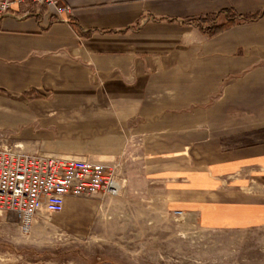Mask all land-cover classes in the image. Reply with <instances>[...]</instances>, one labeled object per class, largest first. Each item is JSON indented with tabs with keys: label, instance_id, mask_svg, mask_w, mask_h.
Instances as JSON below:
<instances>
[{
	"label": "crops",
	"instance_id": "obj_1",
	"mask_svg": "<svg viewBox=\"0 0 264 264\" xmlns=\"http://www.w3.org/2000/svg\"><path fill=\"white\" fill-rule=\"evenodd\" d=\"M62 1L60 19L37 4L0 18V133L95 160L139 137L173 208L264 225V0ZM91 205L62 212L84 232Z\"/></svg>",
	"mask_w": 264,
	"mask_h": 264
},
{
	"label": "rangeland",
	"instance_id": "obj_2",
	"mask_svg": "<svg viewBox=\"0 0 264 264\" xmlns=\"http://www.w3.org/2000/svg\"><path fill=\"white\" fill-rule=\"evenodd\" d=\"M139 139L120 157L102 158L112 172L88 199L84 232L63 212L40 216L28 229L15 214L0 215V264H264V225L207 228L173 208L168 183L146 175ZM251 184L255 192L259 184Z\"/></svg>",
	"mask_w": 264,
	"mask_h": 264
},
{
	"label": "built area",
	"instance_id": "obj_3",
	"mask_svg": "<svg viewBox=\"0 0 264 264\" xmlns=\"http://www.w3.org/2000/svg\"><path fill=\"white\" fill-rule=\"evenodd\" d=\"M47 5L61 18L62 0H0V18L15 6ZM112 168L89 157L28 151L0 133V215L13 213L24 229L38 217L60 214L68 197L89 199L108 184Z\"/></svg>",
	"mask_w": 264,
	"mask_h": 264
}]
</instances>
